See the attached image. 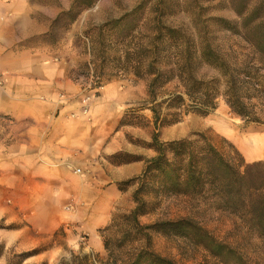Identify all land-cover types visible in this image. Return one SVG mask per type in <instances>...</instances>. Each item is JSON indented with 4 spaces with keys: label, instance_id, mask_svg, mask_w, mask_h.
I'll return each mask as SVG.
<instances>
[{
    "label": "rangeland",
    "instance_id": "obj_1",
    "mask_svg": "<svg viewBox=\"0 0 264 264\" xmlns=\"http://www.w3.org/2000/svg\"><path fill=\"white\" fill-rule=\"evenodd\" d=\"M29 3L32 8L31 16L37 21L36 28L32 25L34 21L24 18L17 24L23 33L37 31L39 35H29L21 44L35 47L34 52L41 58L58 56L63 66L67 67L69 87L62 88L61 94L56 93L58 101L66 106L62 116L80 120L95 132L104 134L108 131L107 139L114 144V148L111 146L110 150L116 148L115 152L124 156L111 158L110 155L115 152L104 153V140L101 148L97 147L95 150L96 157L74 154L66 158L70 160L67 165L74 171L80 169L77 174L89 169L91 165L116 166L115 163L125 159L127 155L149 158L155 154L147 146L151 142L153 131L149 110L138 111L145 118L146 124L143 126L125 125L117 131L112 127L108 130L126 109L139 106L146 98L145 80L128 72L116 71L124 58H118V54L114 53L119 47L113 46V41L123 38L132 47L144 44L150 37L152 17L156 13L164 24L183 28L195 41L197 36L194 27L200 26L202 19L212 16L238 21L228 0H29ZM139 5L140 16L128 18L126 23L123 21L117 31H111L110 26L101 29V33L97 30L99 25L120 18ZM3 13L4 9L0 8V36L8 39L13 35L14 21L12 15ZM209 26L213 31L212 42L221 49V56L230 64H235L236 56L229 51V46L242 44L241 39L224 32L221 24H218L221 30H217L214 23ZM101 37L108 40V44L105 43L108 45L107 51H103L102 43L98 42ZM193 65L198 77L221 81L218 71L202 64L198 54L194 55ZM262 72L264 74V70ZM262 81L264 83V78ZM174 84L175 81L167 87L172 89ZM222 88V84H219V89ZM216 102V107L206 115L189 113L180 121L161 127L159 139L170 141L202 132L225 156L233 157L237 162L238 157H241L245 164L252 163L245 160L237 140L246 137L247 126L264 125V107L255 108V114L261 123L246 122L230 110L222 96H218ZM252 102L256 100L252 99ZM7 117L0 114L2 121H6ZM11 119L14 140L17 141L22 136L23 126L27 121ZM86 129L89 134V127ZM93 143L97 142L94 140ZM139 164L142 169L143 161ZM97 169L92 170V173L102 171L99 167ZM134 172V175L124 180L138 175L141 170L136 169ZM135 187L136 184H133L126 189L133 192ZM93 190L81 191L82 200L75 201L69 197L67 203L56 204L53 201V204L30 206L29 209L19 204L14 197L1 196L0 202L8 205L11 215L0 218V264H90L95 259L100 264L99 261H107L109 252L104 244L100 250L94 249L91 239L95 235L102 243L104 239L108 240L110 251L118 258H121L120 254L142 245L143 239L126 243L120 249L114 243V238L121 237L118 232L122 224L120 217L128 214L135 205L130 193L122 200L123 208L119 205L97 206L111 211L106 225L116 219L110 229L103 230L104 225L94 232L79 225L81 220L88 219L93 210V204L89 201L93 198ZM145 198L147 212L139 217L140 223L159 225L158 228L147 230L150 247L173 264H264V243L250 231L237 211L223 205L211 192L204 193L202 197L177 195L156 199L148 195ZM36 208L38 213L32 212L31 209ZM179 218H189L205 229L214 242L223 243L226 247L218 248L215 244L208 243L206 238L196 237L198 235L194 233L181 234L173 230V224L169 222Z\"/></svg>",
    "mask_w": 264,
    "mask_h": 264
},
{
    "label": "trees",
    "instance_id": "obj_2",
    "mask_svg": "<svg viewBox=\"0 0 264 264\" xmlns=\"http://www.w3.org/2000/svg\"><path fill=\"white\" fill-rule=\"evenodd\" d=\"M228 1L238 21L212 16L202 19V24L194 27L197 41L190 38L183 28L164 24L157 13L152 17L151 34L144 44L132 47L123 38L113 41V46L119 47L114 53L118 54V58H124L116 71L128 72L146 81L145 100L137 107L126 109L116 129L125 125H145V118L138 111L149 110L153 131L147 146L155 154L149 158L127 155L115 163L143 161L138 175L118 182L120 190L133 184L136 187L132 192L133 209L120 217L122 224L118 232L121 237L114 238L115 247L120 249L126 243L139 239L144 242L118 258L110 251L108 240L104 239V248L109 253L107 261H99L100 264H173L150 247L147 230L159 225H143L139 221V217L147 212L145 197L148 195L156 199L177 195L202 197L204 193L211 192L223 205L237 211L250 231L264 243V161L245 164L238 157L237 162L233 157L225 156L202 132L170 141L159 139L161 127L180 121L184 115L208 114L216 107L218 96H222L230 110L244 121L261 123L255 108L264 107V0ZM139 9L140 5L96 28L99 33L107 26L111 27V31H117L123 21L126 23L128 18H138ZM212 23L217 25V30H221L218 26L221 24L224 32L241 39L242 44L229 46V51L236 56L235 64L225 60L219 46L212 42L213 31L209 26ZM98 42L102 43L105 51L108 40L101 37ZM195 54H198L202 64L218 71L221 81L196 75L193 65ZM173 81L175 84L169 89L167 85ZM219 84H222V89H219ZM252 99L256 102H252ZM110 156L124 157L119 152ZM115 220L103 230L110 229ZM169 223L173 224V230L181 234L194 233L218 248L226 247L223 243L214 242L205 229L189 218H179ZM97 261L95 259L90 264H97Z\"/></svg>",
    "mask_w": 264,
    "mask_h": 264
},
{
    "label": "crops",
    "instance_id": "obj_3",
    "mask_svg": "<svg viewBox=\"0 0 264 264\" xmlns=\"http://www.w3.org/2000/svg\"><path fill=\"white\" fill-rule=\"evenodd\" d=\"M0 8L4 9V15H12L14 21L13 35L8 39L0 36V114L8 116L6 121L0 119V197H14L29 209L30 206L53 204V201L67 203L69 197L82 200L81 191L94 189L93 198L89 199L93 210L79 225L95 232L109 222L111 215L108 208L97 206L119 205L123 208L122 200L132 192L120 190L118 182L134 175L136 169L142 170L140 161L116 166L91 165L80 174L67 165L70 160L66 158L74 154L96 157L95 150L101 148L104 140V153L111 154L116 148L110 150L114 144L107 139L108 131L104 134L95 132L80 120L62 116L66 106L58 101L56 93L61 94L62 88L69 87L67 67L58 56L41 58L34 52L35 47L21 44L25 37L39 35L37 31L23 33L17 24L24 18L34 21L32 25L36 28L37 21L31 16L29 0H0ZM11 118L27 121L17 141L14 140ZM118 120L107 126L108 130L112 127L117 131ZM246 129L245 138L262 144L263 154L246 158L241 149L245 160L264 159V125H249ZM241 141L237 140L238 147H241ZM247 146L251 148L252 142ZM97 167L102 171L92 173V170H98ZM37 209L31 210L38 213ZM10 215L8 205L0 202V218ZM60 224L57 223L55 228ZM94 237L91 243L94 249L100 250L103 243L98 236Z\"/></svg>",
    "mask_w": 264,
    "mask_h": 264
},
{
    "label": "bare ground",
    "instance_id": "obj_4",
    "mask_svg": "<svg viewBox=\"0 0 264 264\" xmlns=\"http://www.w3.org/2000/svg\"><path fill=\"white\" fill-rule=\"evenodd\" d=\"M248 140H249L248 138H243L240 147L244 151L246 158L260 156L261 154H263L262 144L258 143L255 139H252L250 140L252 142V147L250 148L247 146V143H251Z\"/></svg>",
    "mask_w": 264,
    "mask_h": 264
},
{
    "label": "built area",
    "instance_id": "obj_5",
    "mask_svg": "<svg viewBox=\"0 0 264 264\" xmlns=\"http://www.w3.org/2000/svg\"><path fill=\"white\" fill-rule=\"evenodd\" d=\"M77 171H79V170L77 169Z\"/></svg>",
    "mask_w": 264,
    "mask_h": 264
}]
</instances>
